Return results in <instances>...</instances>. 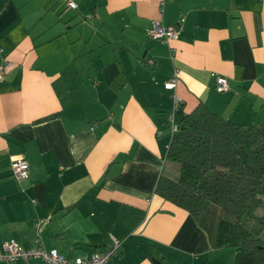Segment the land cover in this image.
<instances>
[{
	"label": "crops",
	"instance_id": "0c3cea01",
	"mask_svg": "<svg viewBox=\"0 0 264 264\" xmlns=\"http://www.w3.org/2000/svg\"><path fill=\"white\" fill-rule=\"evenodd\" d=\"M69 1L0 0V66L13 63L0 81V250L74 259L118 239L107 264H236L157 186L179 172L167 158L172 117L204 104L264 123V0ZM156 20L178 38H153ZM17 156L26 180L12 174Z\"/></svg>",
	"mask_w": 264,
	"mask_h": 264
},
{
	"label": "trees",
	"instance_id": "16d2710c",
	"mask_svg": "<svg viewBox=\"0 0 264 264\" xmlns=\"http://www.w3.org/2000/svg\"><path fill=\"white\" fill-rule=\"evenodd\" d=\"M176 124L167 158L179 172H165L157 194L191 214L216 247H233L236 264H264V123L239 125L201 104Z\"/></svg>",
	"mask_w": 264,
	"mask_h": 264
},
{
	"label": "built area",
	"instance_id": "2783aa9c",
	"mask_svg": "<svg viewBox=\"0 0 264 264\" xmlns=\"http://www.w3.org/2000/svg\"><path fill=\"white\" fill-rule=\"evenodd\" d=\"M69 7L76 9L74 1H69ZM179 29L175 25L166 26L162 20H156L153 23L151 35L155 39L175 40L178 38ZM13 63L6 59L0 66V81L12 70ZM177 78L170 79L166 88L173 89L176 87ZM217 90L226 92L229 90V80L226 77L217 79ZM179 99H176V105H179ZM171 133L174 135L178 131L174 117L171 119ZM11 170L14 178L17 180H26L29 178V165L23 156H17L12 160ZM121 243L118 239H113V245L104 252L93 253L89 257L67 259L56 249L47 250L43 247H33L30 249L23 248L15 242H5L0 250V262L14 263L18 260L28 261L30 259H39L45 264H107L115 257L120 249Z\"/></svg>",
	"mask_w": 264,
	"mask_h": 264
}]
</instances>
